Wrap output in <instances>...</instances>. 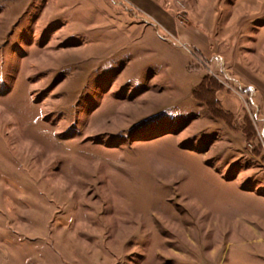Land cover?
I'll list each match as a JSON object with an SVG mask.
<instances>
[{
	"label": "rangeland",
	"instance_id": "rangeland-1",
	"mask_svg": "<svg viewBox=\"0 0 264 264\" xmlns=\"http://www.w3.org/2000/svg\"><path fill=\"white\" fill-rule=\"evenodd\" d=\"M151 1L0 0V264H264V0Z\"/></svg>",
	"mask_w": 264,
	"mask_h": 264
},
{
	"label": "crops",
	"instance_id": "crops-1",
	"mask_svg": "<svg viewBox=\"0 0 264 264\" xmlns=\"http://www.w3.org/2000/svg\"><path fill=\"white\" fill-rule=\"evenodd\" d=\"M133 1L138 5L141 4L139 5L141 7L153 5L151 0ZM262 16L264 12H253L250 13L247 21L235 23L232 21V15L231 21L227 19L224 27H221V36L217 40L216 47H203L200 44L199 49L211 62H216L222 68L229 65L230 69L236 72L237 77L245 79L248 83L247 88L252 93L250 101L258 103L264 113V22L259 20ZM218 34L215 32L216 37ZM237 44H245L242 46L245 49L244 54L241 51L236 53L232 50Z\"/></svg>",
	"mask_w": 264,
	"mask_h": 264
},
{
	"label": "trees",
	"instance_id": "trees-1",
	"mask_svg": "<svg viewBox=\"0 0 264 264\" xmlns=\"http://www.w3.org/2000/svg\"><path fill=\"white\" fill-rule=\"evenodd\" d=\"M207 80H208V76H205L204 79H203V81H202V83H201L200 86H199L200 91H202L201 89H204V88L207 89V84H206ZM208 88H209V87H208ZM198 91H199V90H198ZM196 94H197V92H196Z\"/></svg>",
	"mask_w": 264,
	"mask_h": 264
},
{
	"label": "built area",
	"instance_id": "built-area-1",
	"mask_svg": "<svg viewBox=\"0 0 264 264\" xmlns=\"http://www.w3.org/2000/svg\"><path fill=\"white\" fill-rule=\"evenodd\" d=\"M250 103H252V105L253 106H257L256 104H255V102H253V101H250ZM264 131V130H263ZM262 131V133L260 132V134H261V138H263L264 139V132ZM263 147H264V142H263Z\"/></svg>",
	"mask_w": 264,
	"mask_h": 264
}]
</instances>
